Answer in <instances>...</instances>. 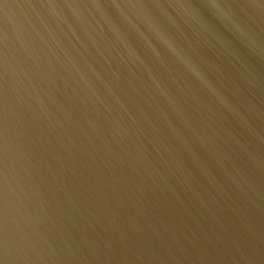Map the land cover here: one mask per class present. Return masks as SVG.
I'll return each mask as SVG.
<instances>
[{
    "label": "water",
    "instance_id": "water-1",
    "mask_svg": "<svg viewBox=\"0 0 264 264\" xmlns=\"http://www.w3.org/2000/svg\"><path fill=\"white\" fill-rule=\"evenodd\" d=\"M0 264H264V0H0Z\"/></svg>",
    "mask_w": 264,
    "mask_h": 264
}]
</instances>
